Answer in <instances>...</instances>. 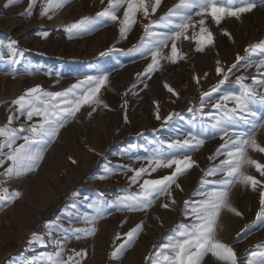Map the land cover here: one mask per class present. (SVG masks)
Returning a JSON list of instances; mask_svg holds the SVG:
<instances>
[{
  "label": "rangeland",
  "instance_id": "rangeland-1",
  "mask_svg": "<svg viewBox=\"0 0 264 264\" xmlns=\"http://www.w3.org/2000/svg\"><path fill=\"white\" fill-rule=\"evenodd\" d=\"M42 3L43 0H36L29 16V0H0V127L23 126L26 131L19 135L28 134L27 129L40 117L29 121L13 101L36 86L46 92H62L81 83L86 90L87 77L106 74L107 84L98 95L107 107H81L46 146L43 160L31 172L19 177L2 175L11 163L3 157L0 195L5 194L2 190L6 188L7 195L19 192L20 196L12 203L0 202L4 204L0 208V264H49L43 254L61 247L64 260L75 252H85V257H76L81 264H155L157 260L167 264L157 253L174 255L163 248L168 243L166 238L175 235L179 225L194 219L186 215L190 209L185 202L194 205L203 198L198 195L202 179L223 178L219 173L208 177L204 173L226 158L216 153L228 137L222 140L223 133L212 125L234 107V102L220 101L223 110L214 105L226 93H240L237 77H246L243 82L249 85L253 79L264 80V70L257 71L255 66L245 68L246 61L237 64L236 60L237 55H250L254 63L264 59V52L259 50L255 54L245 52L249 45L264 41V5L256 0L257 6L251 12L242 13L238 20L225 17L219 24L205 15L203 27L213 34L211 45L200 42L202 17L196 15L199 9H193L189 27L175 41L183 58L178 56L175 63L169 59L173 43L169 40L161 49L159 65L146 71L152 63L147 49L151 48L153 38L146 34L144 26L149 25L155 33L174 30L180 22L179 15L186 11L179 7L180 0H161L157 11L150 12L147 18L137 13L135 23L123 37V7L117 12L116 21L97 15L107 8L108 0H69L52 19L40 15ZM240 3L241 0H232L231 6L238 7ZM223 6L229 5L224 2ZM170 10L179 15L169 17ZM82 20L86 21L87 30L73 29L71 34L65 31ZM40 32H47L48 36H41ZM12 41L16 43L10 49ZM199 47L204 50L197 51ZM14 59L19 63H14ZM234 64L237 67L233 68ZM218 66L223 69L220 75L216 72ZM224 75L228 79L213 92ZM206 92L211 95L203 96ZM258 93L264 95V87ZM251 107L257 115L249 120L264 124V103L256 98ZM9 116L14 117L10 125ZM236 120L230 133L252 131L253 125L240 120L239 114ZM189 134L203 139V145L190 152L169 146L191 139ZM255 135L264 146V128H257ZM21 143L23 140H17V145ZM157 151L180 159L189 155L198 166L177 180L180 187L173 185L170 196H160L146 211L117 210L113 202L118 197L139 194L145 179H159L174 171V167L151 171L155 165H150L149 160ZM248 155L264 164V153L249 149ZM106 168L111 172L107 173ZM140 168L148 172L132 183L131 177ZM243 171L264 181L254 167L245 165ZM260 191L264 188L252 191L234 184L229 192L230 203L242 215L227 210L220 215L215 238L233 249L237 264H248L250 258L258 260L260 257H251V253L264 251V223L257 220ZM164 204L169 207L164 208ZM90 205L98 206L104 213L95 225L84 220L85 216L95 215V207ZM141 224L143 229L132 245L119 258L113 257L112 253L125 244L127 233ZM93 226V236L81 234L82 238L77 240L72 235L75 229ZM34 236L43 237V243H32ZM201 264L229 262L209 252Z\"/></svg>",
  "mask_w": 264,
  "mask_h": 264
},
{
  "label": "snow or ice",
  "instance_id": "snow-or-ice-1",
  "mask_svg": "<svg viewBox=\"0 0 264 264\" xmlns=\"http://www.w3.org/2000/svg\"><path fill=\"white\" fill-rule=\"evenodd\" d=\"M13 0H9L12 3ZM226 2L229 6L224 7L223 3ZM69 0H43L41 5V16H47L48 19H52L55 13L62 9ZM261 5H264V0H259ZM36 4V0H29V9L27 15L32 14V9ZM161 4V0H108V6L104 11L97 13L101 17H109L111 20L116 21L119 19L117 12L123 7V20L121 21L120 33L123 37L132 27L136 21L137 13H143L147 18L151 13H155ZM126 5V7H125ZM232 0H180L181 8L185 9L183 15L170 10L168 16L179 15L180 22L175 25V29L169 33H155L150 31L149 25H145V32L153 39L150 41L151 48L147 51L152 56V63L148 65L146 71L154 70L160 63L161 49L167 46V42L172 40L171 57L173 63L176 62L179 54L175 41L183 35V30L189 27L188 21L191 20V11L193 9H199L196 11V15L201 16L199 21L201 28V40L202 44L211 45L213 43V34L203 27L205 15H210L212 19L219 24L225 17H234L237 20L240 19L242 13L251 12L256 6V0H241L240 6L232 7ZM162 20L167 17H162ZM171 22V21H169ZM73 29L87 30L86 21L82 20L79 23L72 24L65 28V31L72 33ZM41 36L47 37V32L38 33ZM228 35V33H225ZM187 38V37H185ZM12 41L9 44V48L15 44ZM143 48V45H142ZM203 47L197 48V51H203ZM257 50L264 52V41H260L257 44L249 45L245 49L246 53L255 54ZM13 54L15 55L14 49ZM23 55L22 53L20 54ZM105 55V53H101ZM179 58H183L179 56ZM237 64L240 61H246L245 68L255 66L257 71L264 70V59H260L258 62H253L251 56L242 57L237 55ZM14 63H19L18 60H13ZM220 62L217 61V65ZM234 64L232 67H237ZM232 69H229L231 71ZM216 72L220 75L223 72L221 67H217ZM228 79L227 75L223 76V79L213 87L212 91L215 92L219 89L225 80ZM246 77H237V83L241 85V91L239 94L226 93L221 96L215 108L223 110L224 106L220 101H232L234 107L225 111L224 115L215 119V123L212 125L214 129H218L228 140L223 143L219 149H217L216 155H223L226 158L221 160L219 165L210 168L204 173L205 177L216 176L218 173L222 174L223 178L218 181H209L206 179L201 180V190L198 195L203 197L197 201L194 205H190L189 202H185V207L190 209V212L186 215H191L194 219L188 224H181L175 230V235H170L166 239L167 244L163 245V248L170 249L174 255H164L163 253H157V256H161L167 264H201V260L204 255L211 252L212 255L217 256L221 260L228 261L229 264H237L236 254L231 247L227 244L217 240L216 229L220 219L222 211L227 210L236 216H241L239 212L231 203L229 199V192L231 187L239 183L244 187H250L252 191H257L258 188H264V181L258 180L254 175L248 174L243 171L245 165L254 167L256 172L264 177V164L259 163L257 160L252 159L248 155L249 149L253 152L264 153V146H261L256 139V129L264 128V124H257L255 120H249V117H256V112L253 111L251 105L256 98L264 103V95L258 93V89L264 87V80L253 79L251 85L244 83ZM107 75L99 77H87L86 81L88 86L85 89L81 87V83L71 86L62 92H46L36 86L29 88L23 95L13 101V104L19 107L21 115L26 114L27 119L31 121L34 116L40 117L37 123L31 124L27 129L28 134L20 136V132L26 131L22 126L20 129L12 127H0V166H3L5 161L3 157H6L11 163L7 166L5 172L2 175L8 177H19L25 173L33 171L39 166L40 161L44 157V149L58 136L60 129L70 119L74 118L84 105H103L104 101L100 99L99 92L102 87L107 84ZM197 82H199L197 80ZM83 83V82H82ZM147 86V85H145ZM165 87H168L165 85ZM79 90V91H78ZM170 92L176 93L173 89L168 88ZM211 93H204L203 96H210ZM239 114V119L244 123H251L253 125L252 131H232L229 132V128H232L237 120L236 117ZM170 115L167 119H171ZM14 117H8L9 125L12 123ZM159 119V116H157ZM191 136V134H189ZM17 140H23V143L17 145ZM204 143L203 139L195 136H191V139H186L183 142L176 141L170 147H179L188 152L194 151ZM135 147V146H133ZM4 149H8L7 152ZM215 157H210L214 159ZM75 163V161H73ZM149 164H154L155 167L151 168V171L155 172L158 168L173 169L170 175H165L159 179H145L140 184L141 191L136 195H128L124 197H118L114 201V205L117 210L127 211H146L152 206L155 200L159 199L163 195H171L169 189L173 185L180 187L177 180L186 174L193 166H198L196 161L189 155H185L183 159L175 156L168 157L164 153L157 151L156 154L149 160ZM107 173L111 172V169H105ZM148 172V169L140 168L135 171V175L131 177L132 183H137L143 174ZM104 179L106 177H100ZM3 195H0V202L7 201L12 203L15 198L20 196L19 192H13L11 195H7L8 190L5 188L2 190ZM175 203V200H172ZM260 204L261 210L257 213V220L264 223V191H260ZM4 206L0 203V208ZM164 208H168V204L162 205ZM95 207V215L85 216L84 220L92 225H95L96 221L104 218L103 211L98 206ZM143 225H138L135 229L127 233V240L125 244H122L116 251L112 253V256L119 258L128 247L137 238L140 231H142ZM95 226L87 229H75L72 235L75 239L79 240L83 236L95 235ZM68 237H66L67 239ZM32 243H43V237L34 236ZM260 247L259 245L257 246ZM63 247L53 253H45L42 258H45L49 264H81L76 257H85V252H75L74 255H69L67 260L63 259ZM260 257L258 260L249 259L248 264H264V251L252 252L251 257ZM155 264H160L159 260Z\"/></svg>",
  "mask_w": 264,
  "mask_h": 264
}]
</instances>
